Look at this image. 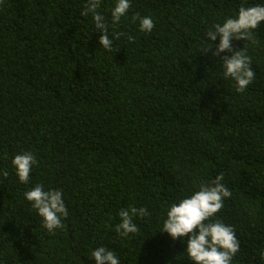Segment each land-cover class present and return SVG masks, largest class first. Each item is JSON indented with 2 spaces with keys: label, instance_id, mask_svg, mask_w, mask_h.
Listing matches in <instances>:
<instances>
[{
  "label": "trees",
  "instance_id": "1",
  "mask_svg": "<svg viewBox=\"0 0 264 264\" xmlns=\"http://www.w3.org/2000/svg\"><path fill=\"white\" fill-rule=\"evenodd\" d=\"M114 2L98 9L109 51L87 0H0V264H94L101 245L120 264H191L159 232L165 211L218 174L231 196L216 218L240 245L231 264H264V23L233 42L255 73L240 93L203 35L259 0H131L115 25ZM136 14L152 17L151 32ZM25 151L37 162L21 184L11 159ZM34 184L64 194L54 232L24 199ZM129 206L149 215L121 237Z\"/></svg>",
  "mask_w": 264,
  "mask_h": 264
},
{
  "label": "clouds",
  "instance_id": "2",
  "mask_svg": "<svg viewBox=\"0 0 264 264\" xmlns=\"http://www.w3.org/2000/svg\"><path fill=\"white\" fill-rule=\"evenodd\" d=\"M101 0H87L86 12L91 15L94 28L98 31V46L111 50L112 39L108 35V24L105 16L98 11ZM131 0H115L110 10L112 24H119L126 17ZM137 22L140 32L149 33L154 27L151 16L132 17ZM264 23V0L251 6L241 5L234 16L226 17L222 23H216L204 33L208 49L215 44L213 55L220 57V72L225 80L234 82L235 91L240 93L255 79L251 61L244 46L233 50L234 41H251L252 33ZM230 53V55H224ZM36 158L30 151L18 153L11 159L14 175L21 184H28L30 174L36 164ZM6 171L0 176H7ZM25 201L40 217L42 226L48 232L61 228L62 220L68 216V210L61 189L34 184L23 194ZM231 192L225 186L223 174H218L207 184H200L189 195L179 198L168 205L162 227L159 232L165 233L171 241L180 240L185 244L184 256L191 264H231L239 251V241L233 228L226 225L216 214L223 207L225 198ZM119 222L115 231L121 237H128L138 231L135 220L149 215L147 208L129 206L118 212ZM215 218V219H214ZM186 237V239H185ZM94 264H120L115 252L104 246L91 251Z\"/></svg>",
  "mask_w": 264,
  "mask_h": 264
}]
</instances>
